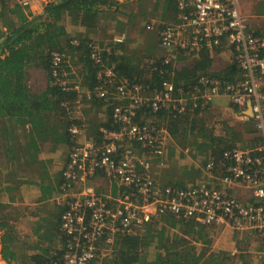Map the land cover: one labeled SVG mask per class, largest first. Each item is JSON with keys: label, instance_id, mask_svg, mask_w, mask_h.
<instances>
[{"label": "built area", "instance_id": "obj_1", "mask_svg": "<svg viewBox=\"0 0 264 264\" xmlns=\"http://www.w3.org/2000/svg\"><path fill=\"white\" fill-rule=\"evenodd\" d=\"M10 1L30 7L40 0ZM176 1L178 23H167L159 29L160 44L168 51L165 63L172 61L174 50L212 49L226 41L243 76L227 81L200 75L198 84L187 94L182 89L176 94L174 85L165 81L162 90L154 88L151 92L146 89L149 86L131 83L129 78L117 75L115 64L103 55V50L107 52L110 47L92 44L91 56L101 68L93 95L111 106L112 122L100 128L99 141H79L87 132L83 124L69 127L72 146L55 198L63 208L60 215V230L66 237L63 264H104L112 255L115 236L135 235L154 218L166 214L177 219H195L205 226L225 225L264 239V35L248 29L240 0ZM146 26L154 28L151 23ZM124 37L114 40L120 42ZM63 61L62 55L54 54V75H58ZM56 83L83 92L79 82L72 85L57 77ZM218 96H225L239 108L251 105L260 141L253 146L225 150L218 163L215 156H210L203 167L210 178L197 185L162 184L154 176L153 166L155 159L161 166L166 164L170 131L167 122L155 113L169 107L172 113L182 114L188 110L187 103L204 113ZM77 102L69 99L63 103L71 117ZM144 105L154 114L146 117L142 112L137 119V112ZM130 143L138 146L131 147ZM216 166L217 175L213 173ZM98 173L117 184L119 191L115 197L98 194L86 185L79 194L70 193ZM241 189L251 193L252 200L244 201L234 194ZM262 258L264 261V249Z\"/></svg>", "mask_w": 264, "mask_h": 264}, {"label": "trees", "instance_id": "obj_2", "mask_svg": "<svg viewBox=\"0 0 264 264\" xmlns=\"http://www.w3.org/2000/svg\"><path fill=\"white\" fill-rule=\"evenodd\" d=\"M160 1L164 4L163 18L166 21H175L177 17L175 18V14L173 16L172 13L177 11V1ZM112 5H117L118 8L117 2L113 0H51L45 4L44 12L38 15L17 2L0 0V164L4 160L8 161L7 166L10 170H7L3 179L7 180L13 190L19 188L25 181V178L20 176L24 175L26 165L21 162L22 160H18L17 153L23 154L31 147H38L39 141L51 139L50 137L60 133V130L63 132L62 128L67 129L73 121L80 122L77 117L74 120L67 119L70 116L66 113L63 104L68 99L76 100L78 91L55 83L57 77L64 79L62 76L64 66L66 67L65 71L70 74L69 77L72 74L75 75L70 69V65L76 63L80 65L81 73V80L77 82H82V85L89 89L96 86L99 65L91 56L92 44L95 41L94 35L99 38L101 36L108 37V44L104 39H101L100 47H110L111 53L110 50L107 52L103 50V53L111 62L115 63L114 71L117 75L129 78L131 83L149 86L146 89L151 92L154 88L162 90L163 83L169 81L174 85L176 94L179 89L187 94L193 90L200 75L227 81L242 78L243 71L235 59L232 60L233 64L228 68L217 71L213 69L210 52L220 49L219 47L224 46L226 41L223 42V45L214 46L212 49L204 48L206 51L204 50L196 63L174 69L172 63H164L167 50L162 47L159 40L161 50H165L166 54L161 57L156 54L158 57L155 58V64L158 65V68L151 70L150 58L153 54H151L150 48L154 50V46L150 47L148 44L145 48L146 52L142 55L136 52L137 50L133 51L135 49L131 51L132 41L130 38L132 37L130 35L126 40L128 42H115L114 34L127 29L131 30L121 26L123 22L121 25L112 22L111 26L115 30L110 34L107 33L108 30H104L103 27L106 23L114 21L117 15V8L111 11ZM143 8L146 9V5ZM143 8L140 15L146 17ZM141 16L134 14L129 17L130 24L134 26L133 30L137 26V22L139 23L141 20ZM102 19L103 23L106 22L105 25H101ZM67 22L83 27L84 32L80 30L81 32L77 31L76 35L72 34L68 31ZM165 24L159 25L156 29L158 39L159 29ZM145 31H149L147 26L142 28V33ZM56 53L64 56L58 75L53 74L54 68H52L53 55ZM181 57L184 56L181 54L180 59H182ZM32 71L37 73L40 71L41 78L45 79V86L40 90L33 89L30 85ZM108 86L113 91L114 88L109 83ZM106 105L108 104L106 103ZM232 105L239 110L238 106L233 103ZM191 107V104L187 103L188 110L182 114L172 113L169 107H163L155 113L159 119L168 118L169 131L179 144L186 143L188 145L189 142V147L200 149L205 156L210 152V156H215L218 163L222 161L225 150L237 147L240 143H244V145L247 143L241 133L243 131L234 130L228 124H225L221 136L215 134L204 117V113H200L197 108L190 111ZM142 112L146 117L154 114L151 108L144 105L138 110L137 119L143 115ZM62 115L66 119L62 118ZM246 125L249 133H256L253 123L248 122ZM103 126H110V123ZM22 135L26 138L25 143L20 142ZM188 137H191L192 140H189ZM250 140V145L253 146L260 141V137L256 135L254 139ZM29 159H33L32 155ZM213 173L216 175L219 173L217 166ZM183 185L177 186L183 187ZM7 190L8 188H0V203L2 202V192ZM244 190L246 189L240 191ZM162 217L163 225L161 226H159L160 218H154L135 235L115 236L112 255L105 259L104 264H201V258L197 257L196 247L185 238V235L190 236L197 232L191 226V224H197L195 219H177L172 214ZM1 225L0 220V227ZM188 249L190 250L186 251ZM61 255L58 258L62 257ZM4 258L7 259L6 255ZM211 261L210 264H212Z\"/></svg>", "mask_w": 264, "mask_h": 264}, {"label": "crops", "instance_id": "obj_3", "mask_svg": "<svg viewBox=\"0 0 264 264\" xmlns=\"http://www.w3.org/2000/svg\"><path fill=\"white\" fill-rule=\"evenodd\" d=\"M113 1L117 2L118 8L117 5H112L111 11L117 8V15L112 22L119 25L123 22L121 25L123 27L129 28V24L131 23L129 17L134 14L141 16V10L145 5L146 9H143L145 10L146 17H141V20L147 18L148 22L145 23L146 20H144V27L150 23L154 24V26L163 25L167 22L178 23V19L166 21L163 18L164 4L160 0H148L147 3V0H129L131 3H134V8L129 9L125 8L129 3L128 0ZM239 4L242 14L247 18L248 29L254 33L264 34V0H240ZM32 8L34 14L39 15L44 12V6L40 7L36 3L32 5ZM174 14L176 18L177 11L172 13L173 16ZM125 21H127L126 24H124ZM103 22L104 20L102 19L101 25H105L106 22ZM130 29L132 30V28ZM128 31V29L120 31L116 35L118 37L125 35L126 41L129 37ZM133 42L135 40L131 44ZM219 48L210 52V57H212L213 61L212 66L216 71L228 68L233 64L232 60L234 59L233 50L228 44ZM204 50H174L173 61L175 62L172 67L174 69L181 68L180 64L184 61L196 63L197 59L201 58ZM181 54L184 56L181 57L182 59H180ZM153 56L150 58L151 62L154 61L152 60ZM109 62L111 63L110 59ZM220 64H222L220 68L216 67ZM70 67L72 66L70 65ZM157 68V64L151 65V70H156ZM70 69L75 71L73 68ZM100 69V66H98L97 70L99 71ZM78 78L81 80V74H78ZM79 84L82 86L83 92H78V98L76 99L78 100L77 109L73 112L75 113L72 115L73 118L70 116L67 119L74 120L77 117L80 122L73 121L71 125L83 124L86 126L87 132L85 136L79 138V141H84L85 139L99 141L100 128L104 124L112 122L110 115L111 107L94 98L93 93L98 86V80L93 89L82 85V82H79ZM91 97L95 100L90 99ZM225 98V96L216 97L210 107L217 112H221L223 117H228L227 115L233 117L236 113L240 114V119L232 118L236 121L235 123H241L240 126H235L236 124H232L230 121H223L224 128L225 124H228L234 130L240 129V132L243 131L241 133H243L247 143L245 145L244 143H240V147L251 144L250 138L257 134L255 132L249 133L246 129L248 122L254 124L252 121L253 117L249 114L250 104L247 103L244 106L245 108L241 107L237 110L230 101H225ZM97 100L98 102H96ZM190 109V111H194L192 107ZM74 110L75 108H73ZM199 112L201 113L202 111L199 110ZM169 113L172 114L171 112ZM61 117L65 118L63 115ZM164 121L168 124V118L164 119ZM69 127L67 129L62 128L63 132L60 130V133L54 134V137H50L51 139L47 138L46 141H39L38 147H31L29 151L23 154L17 153L18 160H22L21 162L26 165L24 175L20 176L25 178V181H23V184L19 188L13 190L7 180L3 179L6 176L5 174H7V170H10L7 166L8 161L4 160L0 164V188H8L7 191L2 192V202L0 203V220L2 222L0 227V264H57L59 262L62 264V257L58 258V256L63 254L66 244V237L60 230V215L63 208L57 203L55 198L60 192V185L63 179L62 168L68 161L72 146ZM188 139L192 140L191 137H188ZM20 141L21 143H25L26 138L22 137ZM135 145L129 144L131 147ZM194 148L196 147H193L191 152L189 142L188 145L186 143L181 145L170 133V138L166 145V154L168 153L166 164L161 166L158 164V159H155L153 166L154 176L164 185L184 184L183 187L197 185L201 180H208L210 177L204 172L203 167L210 156V152L206 153V156H203L204 154L198 155L197 153H193ZM184 149H188L189 154H186ZM176 153L179 155L174 156ZM183 153L187 156L188 160H184ZM30 155H32L33 159H29ZM214 183L217 184L218 182L214 181ZM85 185L92 187L98 194L111 197H115L119 191L115 182L107 179L102 173H98L93 179L80 183L70 193L79 194ZM246 193L249 194L247 190L234 192L242 200L249 201L246 198ZM159 218V226H161L163 225V217L159 216ZM191 226L197 232L190 236L185 235V238L186 241L191 242L190 244L196 247L197 257L201 258V264H210L211 260L212 264H260L261 261L264 262L262 260V249H264V239L262 236L249 233L250 236L246 235L244 242H240L243 239L238 240L234 232L228 229H225L224 234H222L223 236L220 237L221 228L219 225L205 226L197 222V224H191ZM234 247L237 248L234 250L236 253H231L230 250ZM251 248H253L252 252L254 254H246V250L248 251ZM3 254L6 255L7 259L4 258Z\"/></svg>", "mask_w": 264, "mask_h": 264}, {"label": "rangeland", "instance_id": "obj_4", "mask_svg": "<svg viewBox=\"0 0 264 264\" xmlns=\"http://www.w3.org/2000/svg\"><path fill=\"white\" fill-rule=\"evenodd\" d=\"M44 0H40L38 3H37V5H39L40 7L42 6H45V4H44ZM128 4L125 6V8L126 9H129V8H134V6H133V4L134 3H131V1H129L128 0ZM43 3V4H42ZM27 10H29V11H32V6H30V7H27L26 8ZM43 10H45V7H44V9ZM132 10H134V9H132ZM132 10H130V11H132ZM142 17V16H141ZM128 20H129V18H127ZM147 19V18H146ZM146 19H142V20H140L139 21V23L137 22V26H135V28H134V30L132 29V30H129L128 31V35H130L132 38H130L131 39V41H133V40H135V42H133L132 44H131V46H130V49H131V51L133 50V49H135V50H133V51H136V52H138V53H140V54H142V55H144V53L146 52L145 50V48H146V46L149 44V46L150 47H153L154 48V50L153 49H151L150 48V50H152L151 51V54H153L154 56V58L152 59V60H154V61H152L151 62V65H153L154 63H155V58L156 57H158V56H164L165 54H166V51L164 50H161V47H160V45H159V41H158V39H156V37H158L157 36V28H158V26H155L153 29H149V31H145V33H142V28L144 27L143 25H145V23H147L148 22V20H146ZM144 20H146V22L144 23ZM150 20V19H149ZM127 23V21H125V23L124 24H126ZM112 21H110V22H108V23H106V25L103 27L104 28V30H108L107 31V33L108 34H110V33H112V31L113 30H115V28H113L112 26ZM66 26L68 27V31L69 32H71L72 34H74V35H76L77 34V31H79V32H81L80 30H82L83 32H84V29H83V27H79V26H74V25H72L70 22H67L66 23ZM131 26V27H130ZM143 26V27H142ZM134 26H133V24H130L129 25V28H133ZM102 33V32H101ZM104 35H105V33H104ZM94 38L96 39V41L95 42H98V41H101V39H104V41L108 44V42H109V40H108V37H106V36H101V38H99L98 36H96V35H94ZM76 42V41H75ZM137 47V48H136ZM139 54V56H141ZM156 54H158V56L156 55ZM163 54V55H162ZM71 61H73V60H71ZM174 62L175 61H173L172 62V64H174ZM190 63H192V62H190ZM189 62H187V61H184V62H182L181 64H180V66H185L186 64H190ZM72 65V67L71 68H73L75 71H73L72 69V71H73V73H75V75H71L70 77H69V72H67V71H65L64 69H62V76L64 77V79H66L67 80V82L70 84H74L73 82H77V81H79V78H78V74L80 75L81 73H80V71H79V66L80 65H77L76 63H71ZM221 65L222 64H220L219 66H216V67H218V68H220L221 67ZM215 67V66H214ZM31 76H32V79H31V82H30V85H31V87L33 88V89H36V90H40L42 87H44L45 86V79L44 78H41V76H42V73L39 71L38 73L36 72V71H32L31 72ZM62 79V78H61ZM78 79V80H77ZM56 84V83H55ZM214 101V100H213ZM225 101H229L227 98H225ZM228 117H223V115L221 114V112H217V111H215L212 107H210V109L209 110H207L206 112H204V117L206 118V120H207V122H208V124H209V126H210V128L212 127L213 128V130H214V132H215V134H217V135H219V136H221V134L224 132V125H223V121H230L232 124H234L236 121L234 120V119H232V118H238V119H240V114H238V113H236L233 117H229V115H227ZM53 117H55V116H53ZM54 119V118H53ZM236 125L235 126H240L241 125V123H239V122H237V123H235ZM239 131H240V129H239ZM22 137H24V136H22ZM21 137V138H22ZM254 138V136L253 137H251L250 139H253ZM11 140H13V139H11ZM17 140H19V139H17ZM247 140H248V138H247ZM21 142V141H20ZM19 142V143H20ZM191 148V152H192V147H190ZM184 151H185V153L186 154H189V151H188V149H184ZM193 153H197L198 155H203V153L200 151V149H198V148H194L193 149ZM168 154V153H167ZM167 154H166V158H167ZM179 154L178 153H176L174 156H178ZM190 155H191V153H190ZM171 156V155H170ZM192 156V155H191ZM203 156H205V155H203ZM183 157H184V160L186 159V160H188V158H187V156L183 153ZM201 158V157H200ZM237 196H239V195H237ZM246 198H248V200H252V195H251V193H246ZM220 237H222L223 235L222 234H224V231H225V229H228L229 231H233L234 232V235L236 236V238L238 239V240H242V241H240V242H244V237H246V235L248 236H250V234L249 233H246V232H243V234L241 233V232H237V231H235V230H233L232 228H230V227H228V226H225V225H220ZM232 229V230H231ZM253 235H256V236H259L258 234H253ZM225 236V235H224ZM252 237V236H251ZM250 244V243H249ZM236 247V246H235ZM233 248V249H231L230 250V252L232 253V252H235L234 250L235 249H237V248ZM245 247V246H244ZM244 247H242V248H244ZM247 248V247H246ZM244 250V249H243ZM242 250V251H243ZM251 250V251H250ZM248 249V251L246 250V254H249V255H252V254H254V252H252L253 251V248H251V249ZM236 253V252H235ZM263 260V259H262ZM258 261H260V260H258ZM264 262H262L261 261V263L260 264H263Z\"/></svg>", "mask_w": 264, "mask_h": 264}, {"label": "clouds", "instance_id": "obj_5", "mask_svg": "<svg viewBox=\"0 0 264 264\" xmlns=\"http://www.w3.org/2000/svg\"><path fill=\"white\" fill-rule=\"evenodd\" d=\"M48 2H49V1H48ZM48 2H46V3L44 2V4H47ZM37 3H38V2H37ZM37 3H36V4H37ZM42 4H43V3H42ZM25 8H27V7H25ZM115 37H118V36H117L116 34H114V36H113V40H114ZM125 39H126V36L124 37L123 41H120V42H124ZM95 41H96V39H95ZM95 41H94V42H95ZM114 41H115V40H114ZM115 42H119V41H115ZM96 43H98V44L100 45V41H98V42H96ZM104 52H105V51H104ZM60 55H61V54H60ZM103 55H104V58H105V53H104ZM167 55H168V51H167L166 57L164 58V63H165V59L167 58ZM62 56H63V55H62ZM53 57H54V55H53ZM63 58H64V56H63ZM106 58H107V57H106ZM52 62H53V60H52ZM172 62H173V59H172V61L169 62V63H172ZM111 63H113V62H111ZM165 64H167V63H165ZM52 65H53V64H52ZM52 68H53V66H52ZM65 68H66V67L64 66L63 69L65 70ZM56 84H57V83H56ZM249 145H250V144H249ZM237 147L240 148V146H237ZM234 148H235V147H234Z\"/></svg>", "mask_w": 264, "mask_h": 264}, {"label": "water", "instance_id": "obj_6", "mask_svg": "<svg viewBox=\"0 0 264 264\" xmlns=\"http://www.w3.org/2000/svg\"><path fill=\"white\" fill-rule=\"evenodd\" d=\"M249 114L252 115V109H251V105H249Z\"/></svg>", "mask_w": 264, "mask_h": 264}]
</instances>
